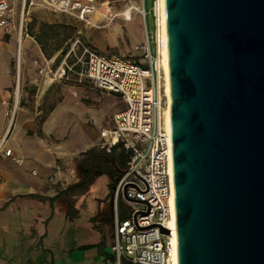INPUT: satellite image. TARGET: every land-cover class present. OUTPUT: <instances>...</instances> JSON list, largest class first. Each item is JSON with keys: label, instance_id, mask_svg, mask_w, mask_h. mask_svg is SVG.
Segmentation results:
<instances>
[{"label": "water", "instance_id": "95a60500", "mask_svg": "<svg viewBox=\"0 0 264 264\" xmlns=\"http://www.w3.org/2000/svg\"><path fill=\"white\" fill-rule=\"evenodd\" d=\"M166 16L178 263L264 264V0Z\"/></svg>", "mask_w": 264, "mask_h": 264}, {"label": "crops", "instance_id": "0c3cea01", "mask_svg": "<svg viewBox=\"0 0 264 264\" xmlns=\"http://www.w3.org/2000/svg\"><path fill=\"white\" fill-rule=\"evenodd\" d=\"M27 1L9 3L25 7ZM30 45L26 40L25 48ZM13 49L14 41L0 36V264H116L117 212L121 219L129 214L115 191L131 155L120 144L109 153L99 142L124 104L97 130L69 101L43 119L18 98ZM67 111L77 114L72 126L61 118ZM73 128L83 138L79 143ZM7 149L22 163L8 158Z\"/></svg>", "mask_w": 264, "mask_h": 264}, {"label": "built area", "instance_id": "2783aa9c", "mask_svg": "<svg viewBox=\"0 0 264 264\" xmlns=\"http://www.w3.org/2000/svg\"><path fill=\"white\" fill-rule=\"evenodd\" d=\"M45 3L54 11L71 14L82 21L95 12L94 0H46ZM159 12L158 0H153L155 53L143 6L146 42L141 49L136 48L135 60L100 54L77 38L64 54L55 75L89 81L96 89L120 97L124 104V109L115 113L101 131L99 142V147L109 153L120 144L131 155V166L120 177L115 191L116 200L122 199L128 204L129 214L121 219L117 212L116 237L111 248L116 264L123 261L170 264L178 248V238L174 239L171 229L175 202L170 165L173 144L172 129L170 133L166 126L165 74L159 62L162 45ZM9 14V0H0L1 29L9 30ZM5 155L16 164L22 163L12 149H7Z\"/></svg>", "mask_w": 264, "mask_h": 264}, {"label": "rangeland", "instance_id": "374dc122", "mask_svg": "<svg viewBox=\"0 0 264 264\" xmlns=\"http://www.w3.org/2000/svg\"><path fill=\"white\" fill-rule=\"evenodd\" d=\"M45 1L30 0L25 7L20 2L16 6L10 2V28H0L3 41H14L12 73L16 78L18 98L22 105L30 107L43 119L54 107L69 101L88 127L97 130L100 125L107 126L112 115L123 108V102L119 97L96 89L89 81L79 82L73 76L56 78L63 51L79 38L100 54L135 60L136 48L141 49L146 42L141 13L145 5L148 35L155 53L153 0H94L95 12L86 21L54 11ZM128 10L132 13L130 22L125 17ZM26 40L31 42L28 48H25ZM24 57L26 62L20 59ZM50 80L52 84L44 89ZM61 118L70 126L78 120L77 114L71 111ZM79 133L72 129L74 143L82 141ZM122 204L124 209L128 205L124 201Z\"/></svg>", "mask_w": 264, "mask_h": 264}, {"label": "bare ground", "instance_id": "6f19581e", "mask_svg": "<svg viewBox=\"0 0 264 264\" xmlns=\"http://www.w3.org/2000/svg\"><path fill=\"white\" fill-rule=\"evenodd\" d=\"M24 1V0H23ZM160 12V38L162 41V45L159 48V62L161 66H163L164 74H165V90L167 95V102H168V109L166 112V126L167 130L171 133V84H170V66H169V50H168V34H167V16H166V0H158ZM132 13L131 10H128L125 13V17L127 21H132ZM20 41V40H19ZM170 165L172 169V180H173V156L171 154ZM173 201H175V188L173 189ZM176 209H175V202L173 203V220L171 223L172 235L175 240H177V232H176ZM177 242V241H176ZM170 264H179L178 263V248Z\"/></svg>", "mask_w": 264, "mask_h": 264}, {"label": "trees", "instance_id": "16d2710c", "mask_svg": "<svg viewBox=\"0 0 264 264\" xmlns=\"http://www.w3.org/2000/svg\"><path fill=\"white\" fill-rule=\"evenodd\" d=\"M66 53V50L63 52V54H65Z\"/></svg>", "mask_w": 264, "mask_h": 264}]
</instances>
